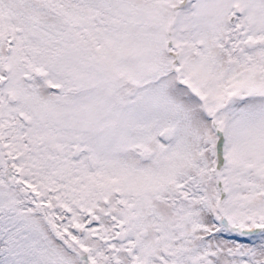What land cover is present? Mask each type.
<instances>
[{"label": "snow or ice", "instance_id": "6c2138e0", "mask_svg": "<svg viewBox=\"0 0 264 264\" xmlns=\"http://www.w3.org/2000/svg\"><path fill=\"white\" fill-rule=\"evenodd\" d=\"M0 264H264V0H0Z\"/></svg>", "mask_w": 264, "mask_h": 264}]
</instances>
